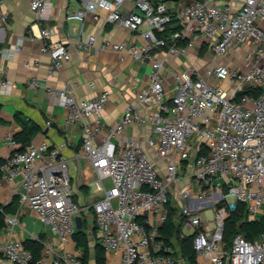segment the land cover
I'll list each match as a JSON object with an SVG mask.
<instances>
[{
    "label": "built area",
    "instance_id": "built-area-1",
    "mask_svg": "<svg viewBox=\"0 0 264 264\" xmlns=\"http://www.w3.org/2000/svg\"><path fill=\"white\" fill-rule=\"evenodd\" d=\"M54 1L30 0L37 23L60 16ZM82 2V9L66 11V22L103 16L107 23L141 33L142 42L106 40L99 49L151 65L148 86L136 91L138 104L148 112L129 104L116 124L106 126L107 91L79 99L73 82L49 89L68 110L67 122L81 125L77 157L90 161L103 194L91 204L76 201L69 162L60 150L33 139L20 150L11 132L5 143L12 154L0 163L2 178L59 244L74 241L76 217L92 209L100 244L120 264H177L178 246L160 231L172 206L182 216V235L193 236L199 264H264V233L254 240L238 233L230 246L225 238L226 222L239 203L251 220L264 218V0H190L172 10L153 0ZM173 15L180 28L169 30ZM54 33L46 26L23 36L12 54L21 52L25 40H45L42 50L51 56L48 73L53 75L72 58L65 42L50 41ZM96 42L97 35L88 34L78 46L88 51ZM198 46L211 54L205 68L190 63L167 71L169 56L187 55ZM237 49L243 53L240 65L221 62ZM161 50L162 57L157 55ZM31 84L37 86L35 80ZM0 85L10 83L0 77ZM146 123L152 132L145 142L126 135L130 126ZM208 206L212 218L201 215ZM6 222L14 231L18 215L7 214ZM0 255L15 264H84L82 250H59L43 242L36 257L24 241L12 238L0 242Z\"/></svg>",
    "mask_w": 264,
    "mask_h": 264
},
{
    "label": "crops",
    "instance_id": "crops-1",
    "mask_svg": "<svg viewBox=\"0 0 264 264\" xmlns=\"http://www.w3.org/2000/svg\"><path fill=\"white\" fill-rule=\"evenodd\" d=\"M188 1L190 0L170 1L167 6L176 9ZM82 5V0H55L53 10H60V16L55 15L49 20L37 23V16L30 6V0H0V77L10 83V86L0 85V163L12 154V149L5 143L6 134L11 132L19 136L24 121L35 123L39 126V131L33 136V140L36 142L47 140L51 147L58 148L68 159L74 198L85 205L91 204L103 192L98 189L97 173L90 161L77 157L82 143L81 125L67 122L68 110L48 94L49 89L62 88L67 81L73 82L79 99L94 98L107 91L109 98L102 112V119L106 126H111L120 120L129 104L142 114L148 112L146 106L138 104L136 91L148 86L152 67L148 62L135 61L127 55L123 61L121 59L123 54L117 51L99 49L106 40L142 42L143 38L139 31L135 32L121 25L107 23L103 16L95 19L92 15H88L83 22L78 20L66 22L64 19L66 11L80 10ZM130 7L131 4L128 2L122 8L126 11ZM46 26L55 29L50 41L65 42L72 55L71 60L53 75L48 73L51 56L42 50L45 40L39 38L25 40L21 52L12 54V47L21 37L30 33L38 34L40 28ZM88 34H96L97 42L90 50L84 51L79 48L78 41ZM163 52L158 51L157 55L162 57ZM203 52L205 54L207 50L198 46L190 49L187 55L169 56L167 71H178L190 63L205 68L210 63L209 60L201 65L198 63L199 57L204 55ZM228 59L223 57L221 62L227 63ZM35 60H39V65L34 64ZM26 62H30L31 65L26 67ZM32 80L36 81V87L31 84ZM167 82L169 83V80ZM91 83L94 87H91ZM49 120L51 124L48 125ZM151 132V125L146 123L130 126L126 135L145 142ZM93 184L97 186V194L88 201L87 195L92 192ZM105 184L108 187L110 180L106 179ZM14 197L18 198L19 206L15 213L10 214L18 215L19 225H16L12 231L6 222V227L0 234V242L9 238L24 242L33 239L42 245L41 253L43 242L51 243L59 250H82L77 246L75 239L72 243L59 244L56 235L38 219L36 212L20 203L19 197L14 194L13 186L4 180L0 173V205H9ZM79 216L81 239L88 244V264H98L101 248L94 212L92 209L85 210ZM177 249L179 252L180 249L178 247ZM102 253L106 264H120L117 257L105 251ZM176 256L177 264H190L183 256ZM0 264L15 263L0 255Z\"/></svg>",
    "mask_w": 264,
    "mask_h": 264
},
{
    "label": "trees",
    "instance_id": "trees-1",
    "mask_svg": "<svg viewBox=\"0 0 264 264\" xmlns=\"http://www.w3.org/2000/svg\"><path fill=\"white\" fill-rule=\"evenodd\" d=\"M154 2L156 0H153ZM162 2L168 3L167 0H161ZM172 10V9H170ZM173 20L168 26L169 30L179 29L180 26L177 23L176 17L173 15ZM39 131V126L35 123H28L24 121L23 130L19 136L14 135L17 142H19L20 150H24L30 141L33 139V136ZM19 202L18 198L14 197L12 202L9 205H0V234L3 229L6 227V215L10 213H15L18 210ZM182 216L178 212V208L172 207L170 210L169 218L165 223L164 227L161 229L163 238L168 240V242L175 243L180 249L179 252H176V255H185L190 264H198L197 255L193 248V236L192 235H182ZM143 221V219H141ZM244 234L248 239L254 240L261 236L264 233V218L259 219H250L248 217V212L246 210V205L244 203H239L237 209L231 214L226 222V231L225 238L228 243L233 237L238 234ZM82 231L77 229L74 234V239L77 242V246L81 247L83 250V260L84 264H88L87 252L88 244L86 241L81 239ZM232 241V240H231ZM25 244L28 248L32 249L36 257H39L42 250V245L33 239H28L25 241ZM101 250L98 255V264H106L105 256L102 253L104 248L99 244Z\"/></svg>",
    "mask_w": 264,
    "mask_h": 264
},
{
    "label": "rangeland",
    "instance_id": "rangeland-1",
    "mask_svg": "<svg viewBox=\"0 0 264 264\" xmlns=\"http://www.w3.org/2000/svg\"><path fill=\"white\" fill-rule=\"evenodd\" d=\"M168 3H170V1H168ZM204 54V52L202 53V55ZM208 53L206 52L203 56H201V57H199V61H198V63L201 65V64H203L204 63V61H210L211 60V54H208V56H207V59H206V55H207ZM228 58H230V60L228 61V64L229 65H233V64H235V63H237V65H240L241 63H242V58H243V53H242V51L240 50V49H237V50H233V51H231V53H229V55L227 56ZM110 186V185H109ZM108 186V187H109ZM97 194V186H96V184H93V186H92V192L89 194V195H87V200L88 201H91V199L95 196ZM171 197H173L172 195H171ZM228 200H234L235 198H234V196H232V195H228ZM202 216H205V217H208V218H212V216H213V209H212V207H210V206H208V207H206V209L202 212V214H201ZM185 233L186 234H191L192 233V231H190V230H185ZM232 240V239H231ZM231 240L229 241L230 243H229V246H230V244H231ZM230 248V247H229ZM183 256V255H182ZM184 257V260L186 261L187 260V258L185 257V255L183 256Z\"/></svg>",
    "mask_w": 264,
    "mask_h": 264
},
{
    "label": "water",
    "instance_id": "water-1",
    "mask_svg": "<svg viewBox=\"0 0 264 264\" xmlns=\"http://www.w3.org/2000/svg\"><path fill=\"white\" fill-rule=\"evenodd\" d=\"M167 1H180V0H167ZM200 1H202V0H200ZM161 2H162L161 0L155 1L156 4H159ZM76 223H77V229H80L81 228V222H80V216L79 215L76 217Z\"/></svg>",
    "mask_w": 264,
    "mask_h": 264
}]
</instances>
